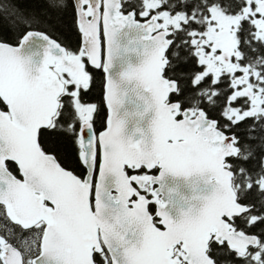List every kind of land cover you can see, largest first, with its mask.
Here are the masks:
<instances>
[{
  "label": "snow or ice",
  "instance_id": "6c2138e0",
  "mask_svg": "<svg viewBox=\"0 0 264 264\" xmlns=\"http://www.w3.org/2000/svg\"><path fill=\"white\" fill-rule=\"evenodd\" d=\"M0 264H264V0H0Z\"/></svg>",
  "mask_w": 264,
  "mask_h": 264
},
{
  "label": "trees",
  "instance_id": "16d2710c",
  "mask_svg": "<svg viewBox=\"0 0 264 264\" xmlns=\"http://www.w3.org/2000/svg\"><path fill=\"white\" fill-rule=\"evenodd\" d=\"M71 25V17L70 15H65L60 18V22L58 24V31L55 33L56 36H60L61 39L65 38H72L73 44L75 43V38L70 32L69 28ZM61 32L63 33V36H61ZM99 89H97L96 96L99 97ZM97 128H99V124L97 125Z\"/></svg>",
  "mask_w": 264,
  "mask_h": 264
},
{
  "label": "water",
  "instance_id": "95a60500",
  "mask_svg": "<svg viewBox=\"0 0 264 264\" xmlns=\"http://www.w3.org/2000/svg\"><path fill=\"white\" fill-rule=\"evenodd\" d=\"M121 64H122V61H117L116 72H118L120 70ZM114 75H115V72H114ZM169 184L171 186L177 187L181 192H187L188 191V186H187L186 182L181 180V179L170 180Z\"/></svg>",
  "mask_w": 264,
  "mask_h": 264
},
{
  "label": "flooded vegetation",
  "instance_id": "af4514ba",
  "mask_svg": "<svg viewBox=\"0 0 264 264\" xmlns=\"http://www.w3.org/2000/svg\"><path fill=\"white\" fill-rule=\"evenodd\" d=\"M99 129V128H98Z\"/></svg>",
  "mask_w": 264,
  "mask_h": 264
}]
</instances>
